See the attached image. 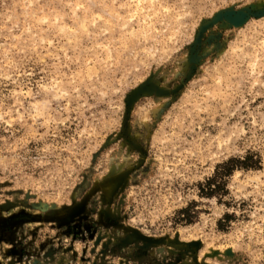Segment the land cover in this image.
<instances>
[{
	"label": "rangeland",
	"instance_id": "374dc122",
	"mask_svg": "<svg viewBox=\"0 0 264 264\" xmlns=\"http://www.w3.org/2000/svg\"><path fill=\"white\" fill-rule=\"evenodd\" d=\"M0 264H264V0H0Z\"/></svg>",
	"mask_w": 264,
	"mask_h": 264
},
{
	"label": "trees",
	"instance_id": "16d2710c",
	"mask_svg": "<svg viewBox=\"0 0 264 264\" xmlns=\"http://www.w3.org/2000/svg\"><path fill=\"white\" fill-rule=\"evenodd\" d=\"M258 160L253 159L251 155L243 157H229L218 163L214 167V172L211 177L205 180V191H202L207 198L216 197L220 192H224V177L232 173L234 169H255L258 166Z\"/></svg>",
	"mask_w": 264,
	"mask_h": 264
}]
</instances>
